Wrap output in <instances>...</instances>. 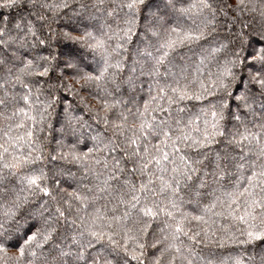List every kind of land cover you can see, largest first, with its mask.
Segmentation results:
<instances>
[{"label": "snow or ice", "instance_id": "1", "mask_svg": "<svg viewBox=\"0 0 264 264\" xmlns=\"http://www.w3.org/2000/svg\"><path fill=\"white\" fill-rule=\"evenodd\" d=\"M0 264H264V0H0Z\"/></svg>", "mask_w": 264, "mask_h": 264}, {"label": "clouds", "instance_id": "2", "mask_svg": "<svg viewBox=\"0 0 264 264\" xmlns=\"http://www.w3.org/2000/svg\"><path fill=\"white\" fill-rule=\"evenodd\" d=\"M200 49L196 47L195 45H190L188 47H185L183 49H180L177 53V62L180 64L192 61L197 53H199ZM196 109H190L189 113H186V115L191 114L195 112Z\"/></svg>", "mask_w": 264, "mask_h": 264}]
</instances>
